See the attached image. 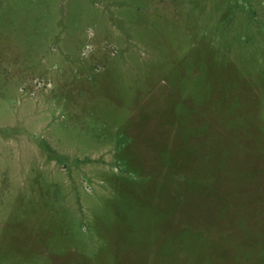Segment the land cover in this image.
Listing matches in <instances>:
<instances>
[{
  "label": "rangeland",
  "instance_id": "1",
  "mask_svg": "<svg viewBox=\"0 0 264 264\" xmlns=\"http://www.w3.org/2000/svg\"><path fill=\"white\" fill-rule=\"evenodd\" d=\"M0 264H264V0H0Z\"/></svg>",
  "mask_w": 264,
  "mask_h": 264
}]
</instances>
